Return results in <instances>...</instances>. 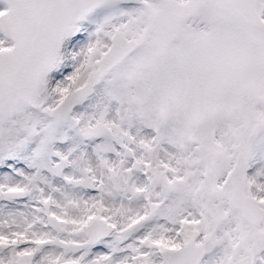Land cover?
Returning a JSON list of instances; mask_svg holds the SVG:
<instances>
[{
	"label": "snow or ice",
	"instance_id": "1",
	"mask_svg": "<svg viewBox=\"0 0 264 264\" xmlns=\"http://www.w3.org/2000/svg\"><path fill=\"white\" fill-rule=\"evenodd\" d=\"M0 264H264V0H0Z\"/></svg>",
	"mask_w": 264,
	"mask_h": 264
}]
</instances>
